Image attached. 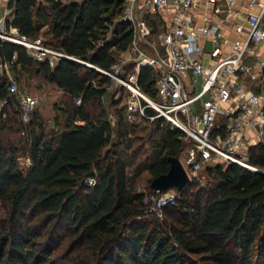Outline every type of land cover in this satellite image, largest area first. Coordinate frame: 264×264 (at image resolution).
Returning a JSON list of instances; mask_svg holds the SVG:
<instances>
[{
    "label": "trees",
    "instance_id": "1",
    "mask_svg": "<svg viewBox=\"0 0 264 264\" xmlns=\"http://www.w3.org/2000/svg\"><path fill=\"white\" fill-rule=\"evenodd\" d=\"M124 1L6 2V28L30 38L41 35L44 44L67 56L51 66L21 44L0 41V100L6 98L0 110V264H264V140L246 149V162L256 169L210 161L201 169L202 186L189 179L178 190L180 199L162 207V218L147 213L146 192L135 188L134 179L141 170L150 180L165 173L168 156L179 155L188 142L139 98L145 115L136 113L150 122L154 135L136 162L141 147L130 137L134 125L128 123L126 100L121 106V98L111 100V111L102 105L112 82L117 92L130 95L105 72L113 71L132 43ZM160 20L157 13L149 17L151 35L161 31ZM134 65L122 64L118 76L130 80ZM31 71L67 95L59 107L61 128L47 131L38 104L27 122L20 120L18 102L8 95L9 75ZM157 76L148 65L137 73L140 90L153 99ZM223 122L218 118L222 135ZM13 132L22 138L15 141ZM21 154L30 158L26 167L19 164ZM89 176L93 185L85 183Z\"/></svg>",
    "mask_w": 264,
    "mask_h": 264
},
{
    "label": "built area",
    "instance_id": "2",
    "mask_svg": "<svg viewBox=\"0 0 264 264\" xmlns=\"http://www.w3.org/2000/svg\"><path fill=\"white\" fill-rule=\"evenodd\" d=\"M237 2L238 0H125L123 17L133 26L132 43L127 56L122 55L112 65L113 71H105L130 90L126 100L128 112L136 108L145 115L139 102V98H142L156 110L155 116L165 117L183 132L188 144L180 153L185 155L188 163L189 179L200 180L198 172L210 161H234L256 169L246 162L244 147L246 143L250 145L251 141L264 134V102L263 96L250 91L241 79L243 76L251 81L264 78L263 63L260 72L255 73V65L246 61L247 56L256 55L254 45L264 40V0L248 1V7L255 6L257 9L243 15L246 26L239 19L241 10L236 7ZM207 4L212 6L211 13L218 20H214L209 14H203L202 23L195 22L196 9ZM169 8L172 10L169 21H156L161 29L157 35V45L148 39L152 33L148 19ZM220 23H232L235 36L231 40L226 37ZM200 36L210 41L206 60L202 58L204 46L199 40ZM1 40L23 45L31 56L37 60L47 59L51 66L60 56H67L44 44L41 35L30 38L11 26L6 28L0 25ZM141 43L150 47L151 54L140 49ZM129 60L135 63L134 72L130 80H126L118 76L117 72ZM142 65L151 66L158 73L156 99L145 95L137 84V73ZM5 67H8L7 62ZM7 89L8 95L14 96L18 102L20 120L27 122L38 104V98L21 91L18 81L11 75ZM5 101L6 98L0 100V110ZM220 117L224 119V135L217 131ZM247 131L252 132L248 137ZM93 180L95 181V177L89 176L85 183L93 185L90 183ZM180 197V192L175 188L155 191L150 197L146 195L144 198L146 211L162 218V207L174 205Z\"/></svg>",
    "mask_w": 264,
    "mask_h": 264
},
{
    "label": "rangeland",
    "instance_id": "3",
    "mask_svg": "<svg viewBox=\"0 0 264 264\" xmlns=\"http://www.w3.org/2000/svg\"><path fill=\"white\" fill-rule=\"evenodd\" d=\"M157 35L158 34L153 33L150 37L151 38L150 41L155 42L157 45H159V39ZM139 47L144 53L151 54V50L146 45H140ZM121 57L122 56H120L119 59ZM15 74L17 75L18 73L10 72V75L13 78L16 77ZM15 79H17L18 81L21 91L30 93L38 98L37 110L41 115L44 123L46 124L47 131L50 132L51 127L54 126L56 127V129L61 128L63 124V116L61 111L59 110V107L62 105L63 100L67 98L65 92L62 89L55 86L53 83H49L45 81V79L41 75L36 74L32 71L20 72L18 77H16ZM122 93L123 94L117 92V87L115 82H112L111 85L108 86L107 94L102 99V105L106 108V110L108 111L112 110L111 107L109 106L111 100H117L121 98L122 101L118 104L119 106H121L122 103H124L125 100L129 98L128 95L126 96L124 92ZM109 107L111 110L109 109ZM112 107L114 108V106ZM136 111H137L136 108H134L131 112H128L127 110V114H128L127 117L129 120L128 123L134 125V127H131L130 129V135H131L130 137L133 141V145L134 147L137 146L141 147L140 154L136 160V162H139L142 159H144L145 152L148 151V145L146 144L147 139L149 138V136L154 135V133L151 130L152 126L150 125V122L143 121L136 113ZM9 135L15 141H18L20 138H22V136L17 132H13ZM178 156L186 171L189 172V166L185 160V155L183 153H180V155ZM27 158L28 156H26V154L19 155L18 161L21 167H26L29 165L30 158H28L29 160H27ZM198 175L201 176V179L200 180L196 179V180L199 186H202L205 183V173L204 171L200 170L198 172ZM149 180H150V175L146 170H141L139 176H137L134 179L135 188L138 190L145 191L148 197H150V195L153 194L148 190ZM2 215H3L2 211L0 210V217Z\"/></svg>",
    "mask_w": 264,
    "mask_h": 264
},
{
    "label": "crops",
    "instance_id": "4",
    "mask_svg": "<svg viewBox=\"0 0 264 264\" xmlns=\"http://www.w3.org/2000/svg\"><path fill=\"white\" fill-rule=\"evenodd\" d=\"M248 1L249 0H238V2L236 3V7L241 10V16L239 17V19L241 21L243 20V24L245 26H246V23L243 19V15L247 11L257 9V7H255V6L248 7ZM6 2H7V0H0V25H4V26H5V24H4L5 18L7 16H11L10 15L11 10L6 7ZM211 8H212V6L210 4H207L203 8L196 9V11H195V13H196L195 22L202 23V15L203 14H207V15L209 14L214 20H218V17L211 13ZM171 13H172V10L170 8L162 10L160 12H157V14L161 16V19L163 21H166V23L169 21V19L171 17ZM220 24H221V26L224 30V33H225L226 37L228 38V40H231L235 36V31H234V28L232 26V23H220ZM199 40L202 43V45L204 46L202 58L204 60H206L207 59V53L206 52L208 51V49L210 47V41L203 36H200ZM254 49H255L256 55L247 56L246 61L250 64H254L255 65L254 72L259 73L261 70V67H262V63L264 64V40L257 43L256 45H254ZM126 54H127V52H124L121 54V56L126 55ZM241 80L244 83V85L250 91L261 94L263 96V102H264V78H260L256 81H251V80L247 79V77L243 76ZM251 134H252V132L247 131L246 137L250 136ZM257 139L258 140H264V134ZM257 139H254L250 143L258 141ZM248 145H249V143H246V146L244 147V151H246Z\"/></svg>",
    "mask_w": 264,
    "mask_h": 264
},
{
    "label": "water",
    "instance_id": "5",
    "mask_svg": "<svg viewBox=\"0 0 264 264\" xmlns=\"http://www.w3.org/2000/svg\"><path fill=\"white\" fill-rule=\"evenodd\" d=\"M168 161V170L152 177L149 182V186L155 191L162 192L170 188L179 190L189 181L188 173L178 155L168 156Z\"/></svg>",
    "mask_w": 264,
    "mask_h": 264
},
{
    "label": "clouds",
    "instance_id": "6",
    "mask_svg": "<svg viewBox=\"0 0 264 264\" xmlns=\"http://www.w3.org/2000/svg\"><path fill=\"white\" fill-rule=\"evenodd\" d=\"M90 183L94 184V183H95V181H94V180H93V181H90ZM162 203H163V201H162Z\"/></svg>",
    "mask_w": 264,
    "mask_h": 264
}]
</instances>
